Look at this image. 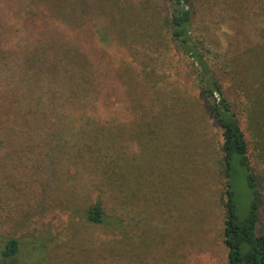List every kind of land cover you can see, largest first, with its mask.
I'll return each instance as SVG.
<instances>
[{
  "label": "rangeland",
  "instance_id": "obj_1",
  "mask_svg": "<svg viewBox=\"0 0 264 264\" xmlns=\"http://www.w3.org/2000/svg\"><path fill=\"white\" fill-rule=\"evenodd\" d=\"M90 1L0 0V264H228L223 136L194 66L171 37L140 60L104 40L93 25L112 21L107 2ZM192 7L249 145L262 233L264 0ZM97 200L106 225L86 220ZM11 238L19 252L5 258Z\"/></svg>",
  "mask_w": 264,
  "mask_h": 264
},
{
  "label": "trees",
  "instance_id": "obj_2",
  "mask_svg": "<svg viewBox=\"0 0 264 264\" xmlns=\"http://www.w3.org/2000/svg\"><path fill=\"white\" fill-rule=\"evenodd\" d=\"M168 4L169 15L158 17L151 13L156 0H102L107 4L99 6L104 23L94 24L101 28L104 40L128 50L129 55L140 60L158 47H166L168 37L176 43L181 56L194 66L197 86L206 101L211 117L222 131L223 162L226 180V219L225 245L228 249V264H264V232L257 230L262 205L261 192L255 174L249 163V145L242 129L239 113L227 97L221 78L211 65L202 44L193 34L192 0H164ZM70 2V1H69ZM98 11V0H91ZM136 3L142 15L136 19L130 5ZM82 6V5H81ZM144 49H148L145 51ZM158 56L157 58H160ZM235 165L245 172L251 201L247 212L242 215L237 191L234 186ZM86 220L98 225H106L107 215L101 200H97L87 213ZM19 252V243L9 239L2 249L5 258H11Z\"/></svg>",
  "mask_w": 264,
  "mask_h": 264
}]
</instances>
